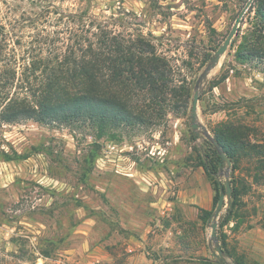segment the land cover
I'll return each instance as SVG.
<instances>
[{"label": "rangeland", "instance_id": "obj_1", "mask_svg": "<svg viewBox=\"0 0 264 264\" xmlns=\"http://www.w3.org/2000/svg\"><path fill=\"white\" fill-rule=\"evenodd\" d=\"M246 1L0 0V30L20 56L43 58L75 47L91 21L144 35L182 65L193 97L204 52L224 42ZM234 52L204 87L199 119L210 132L232 120L264 138L263 74ZM192 135L190 111L120 140H96L87 128L0 124V264H217L209 219L199 217L217 206L201 166L210 142ZM229 176L246 193L227 223L223 211L219 240L246 264H264V171L243 161ZM217 181L225 186L220 172Z\"/></svg>", "mask_w": 264, "mask_h": 264}, {"label": "trees", "instance_id": "obj_2", "mask_svg": "<svg viewBox=\"0 0 264 264\" xmlns=\"http://www.w3.org/2000/svg\"><path fill=\"white\" fill-rule=\"evenodd\" d=\"M246 17L230 48L238 64L249 65L264 77V0H255ZM245 23L247 27L242 29ZM211 32L215 30L211 28ZM0 35L2 125L34 121L87 128L96 140H120L124 131L160 126L169 115H189L192 84L181 77L182 65L160 54L144 35L115 33L105 24L91 21L84 40H77L75 47L53 58L20 56L9 48L6 31L1 29ZM221 44L214 46L212 53L204 52L199 67L209 63ZM211 132L235 167L248 161L258 173L264 171V138L255 135L253 126L229 120ZM207 146L208 164L203 159L201 166L213 182L215 207L221 194L217 181L220 157L210 143ZM231 188L225 223L242 210L241 196L246 193L245 189ZM212 213L199 209L204 223ZM220 242L237 264H246L230 251L225 239L220 238Z\"/></svg>", "mask_w": 264, "mask_h": 264}, {"label": "water", "instance_id": "obj_3", "mask_svg": "<svg viewBox=\"0 0 264 264\" xmlns=\"http://www.w3.org/2000/svg\"><path fill=\"white\" fill-rule=\"evenodd\" d=\"M255 0H248L241 12L239 13L238 17L233 26L227 35L224 42L221 44L219 49L214 53L213 58L207 64V66L203 69L200 73L197 82L195 84L194 93L192 97V104L190 109V120H191V129L194 135L198 138L203 137L209 141L218 156L220 157V174L225 176V186L220 184L221 194L218 201L216 208L214 209L212 216L210 217L207 226L211 228V234L209 237V247L213 252V256L216 258L217 264H229L228 260L231 264H237L231 256L228 255L227 252L223 249L221 242L219 240L217 229H218V220L221 217L223 211L227 209L232 201V186L230 183V176L229 171L231 168V160L224 152L223 148L219 144V142L215 139L213 134L209 131V129L201 123L199 119V100L200 96L204 90V87L209 82L211 75L220 67L222 64L223 58L225 57L226 53L228 52L233 40L237 36L239 28L241 27L246 14L248 13L249 9L253 5Z\"/></svg>", "mask_w": 264, "mask_h": 264}]
</instances>
